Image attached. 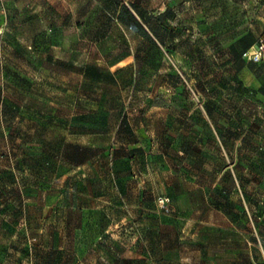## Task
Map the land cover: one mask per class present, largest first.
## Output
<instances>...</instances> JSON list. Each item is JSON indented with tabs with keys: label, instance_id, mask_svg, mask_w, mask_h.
<instances>
[{
	"label": "rangeland",
	"instance_id": "374dc122",
	"mask_svg": "<svg viewBox=\"0 0 264 264\" xmlns=\"http://www.w3.org/2000/svg\"><path fill=\"white\" fill-rule=\"evenodd\" d=\"M117 1L0 0V65L5 73L19 75L14 80L23 87L6 89V95L16 101L25 96L35 101L38 94L68 101L70 113L78 100L86 133H116L115 139L98 138L105 145L97 164H108L107 147H115L113 163L122 179L127 177L132 203L127 217L117 206L112 250L104 246L110 263L197 264L205 229L227 221L196 193L195 184L208 177L192 173V150L183 146H192V122L202 121L199 111L207 101L232 99V93L219 92L223 71L234 69L228 54L242 52L245 41L264 33V1L119 0L133 10L132 5L147 10L150 24L142 31L116 19ZM117 59L121 62L110 70ZM87 63L108 72L98 81L86 78L82 69ZM211 87L218 90L214 100L206 90ZM254 96L261 104L255 120L264 137V92ZM172 131L181 138L164 136ZM162 198L169 199L168 209ZM199 215L203 222L196 219ZM218 253L209 255L219 258Z\"/></svg>",
	"mask_w": 264,
	"mask_h": 264
},
{
	"label": "crops",
	"instance_id": "0c3cea01",
	"mask_svg": "<svg viewBox=\"0 0 264 264\" xmlns=\"http://www.w3.org/2000/svg\"><path fill=\"white\" fill-rule=\"evenodd\" d=\"M2 52L0 42V57ZM228 56V66L234 69L223 71L219 92L232 93V99L214 100L218 90L206 88L214 102L201 107L202 121L192 122V146H183L188 153L192 150V173L208 177L195 184L196 193L227 221L226 226L211 223L205 229L203 257L197 264H264V137L255 120L261 104L254 96L264 92V63L248 61L241 53ZM120 62L117 59L108 68ZM17 76L5 73L0 65V264H95L93 259L113 264L104 246L112 250L117 206L125 208L127 217L132 196L127 177L122 179L113 163L115 147L110 143L107 147L108 164L97 163L105 145L98 138L115 139L116 133H86L78 100L70 113L68 101L43 94L35 101L26 96L12 99L6 89L23 91L14 80ZM64 90L68 92L67 87ZM86 135L91 137L87 144ZM164 136L174 141L181 133ZM210 251L219 252V258L211 257ZM12 252L19 258L6 254Z\"/></svg>",
	"mask_w": 264,
	"mask_h": 264
},
{
	"label": "trees",
	"instance_id": "16d2710c",
	"mask_svg": "<svg viewBox=\"0 0 264 264\" xmlns=\"http://www.w3.org/2000/svg\"><path fill=\"white\" fill-rule=\"evenodd\" d=\"M118 3V11H117V17L120 22H122L125 25L128 26H134L138 30L142 31L144 30L145 26H149L150 24V19L148 16L145 15V12L142 11L137 5H132L134 8V12L125 4L121 3L119 0L117 1ZM264 37V33L261 34ZM258 39V38H257ZM255 40V42L257 41ZM255 42L252 44H248L247 41L244 42L243 47H242V52L241 53L243 56V52L246 51L248 48H250ZM155 47H157L156 43H154ZM158 48V47H157ZM264 63V59L262 61ZM103 72H108L106 69L102 67H98L94 64L88 63L85 68H84V73L86 78H91L94 81L101 80L104 76ZM111 77L115 76L113 74H110ZM115 80V79H113ZM136 150L142 151L140 147H137Z\"/></svg>",
	"mask_w": 264,
	"mask_h": 264
},
{
	"label": "built area",
	"instance_id": "2783aa9c",
	"mask_svg": "<svg viewBox=\"0 0 264 264\" xmlns=\"http://www.w3.org/2000/svg\"><path fill=\"white\" fill-rule=\"evenodd\" d=\"M243 57L248 61L261 62L264 59V37L260 35L257 41L246 51L243 52ZM169 199L162 198V206L168 209Z\"/></svg>",
	"mask_w": 264,
	"mask_h": 264
}]
</instances>
